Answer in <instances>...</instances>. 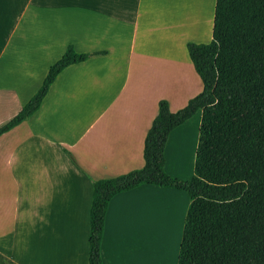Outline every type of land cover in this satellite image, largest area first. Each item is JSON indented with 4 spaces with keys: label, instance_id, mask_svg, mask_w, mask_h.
<instances>
[{
    "label": "crops",
    "instance_id": "obj_1",
    "mask_svg": "<svg viewBox=\"0 0 264 264\" xmlns=\"http://www.w3.org/2000/svg\"><path fill=\"white\" fill-rule=\"evenodd\" d=\"M50 1L52 4L59 1L64 5H58L62 8L59 12L54 11L48 25L40 26L39 20L31 19L30 29L22 33L21 40H17L3 62L2 55L9 48V40L0 51V66L4 64L0 70V125L13 117L27 102L22 101V93L26 90L24 85L37 77L38 68L35 64L42 65V57L48 50H51L52 55L56 52V57L44 64L42 78L62 56L69 43L78 52L102 53L65 68L50 86L40 108L30 118L0 135L1 182L14 177L15 187L11 192H15L19 178H23L21 175L18 178L17 174L24 161H28L27 165L30 163L36 177L43 178L41 182L47 189V207L40 204L36 195L39 185L35 197V189H30V204L37 206L35 211L31 206V213L26 209L22 214L19 236L16 229L8 235L7 226L2 222L0 264H7V246L16 252V243L21 240L23 230L30 231V255H25L29 258V264H88L92 181L115 177L144 164V138L157 114L158 102L155 113L143 116L142 104L124 107L113 101L102 105L97 104L95 97L90 105L82 106L80 114H73L79 107L71 110L65 103L70 92L67 88L75 86L81 90L86 83L91 84V80H101L99 86H94V93L102 97L105 89L111 90L112 86L115 89L119 82L113 85L114 81L123 78L121 90L126 91L131 77L142 70L141 58L145 53L151 57L147 71H153L158 62L161 67V60L165 62L167 46H161L159 41L168 38L169 34L179 33L184 37L185 46L189 41L202 42L204 31L207 32L206 42L212 37L215 0H208L207 3L202 0V7L195 8V11L187 6L188 3L180 4V0L177 4L175 0ZM33 3H38L40 10L44 7L40 1L26 0L24 11ZM175 7L177 10H173ZM174 11H177L176 17L171 19L169 28L166 20L161 21V16ZM22 12L18 18L20 23L25 15ZM28 31L34 42L27 41ZM33 54L36 57L28 65ZM85 78L91 79L90 82H86ZM148 79L149 76L144 74V81ZM34 93H31V97ZM17 102L19 104L16 106ZM14 104L16 109L11 112ZM83 119L85 122L75 133ZM60 177L62 179L59 180ZM19 184L22 187V181ZM56 187H61V194L53 196L58 191ZM147 192L167 193L171 197L166 199L158 195L154 201L147 203L149 207H139V213L144 214L145 224L140 250L137 251L138 245L134 243L132 253L124 254L117 249L116 241L119 240L122 220L126 218V208L134 209L132 204L140 203L139 198H143ZM185 193L170 187L142 184L112 197L106 212L101 244L103 264H133L138 257L143 264H171L173 258L169 253L176 238L175 228L173 234L170 231L173 226L171 214L174 207H179L178 199L185 197ZM147 216L150 221L149 234ZM19 258L21 260L11 257L10 264H24L22 255Z\"/></svg>",
    "mask_w": 264,
    "mask_h": 264
},
{
    "label": "trees",
    "instance_id": "obj_2",
    "mask_svg": "<svg viewBox=\"0 0 264 264\" xmlns=\"http://www.w3.org/2000/svg\"><path fill=\"white\" fill-rule=\"evenodd\" d=\"M186 49L202 89L174 112L166 99L158 101L144 138L142 167L92 181L88 264H103L112 197L142 184L189 197L177 264H264V0H215L210 41H189ZM101 53L78 52L69 43L39 89L0 125V135L40 108L65 68ZM199 110L193 175L172 176L165 170L168 137Z\"/></svg>",
    "mask_w": 264,
    "mask_h": 264
},
{
    "label": "rangeland",
    "instance_id": "obj_3",
    "mask_svg": "<svg viewBox=\"0 0 264 264\" xmlns=\"http://www.w3.org/2000/svg\"><path fill=\"white\" fill-rule=\"evenodd\" d=\"M37 2L44 3L43 9H38V3L28 8L27 11H24L26 0H0V51L2 50L3 46L5 45L6 41L9 40V48L7 49L6 53L3 54L5 58L12 47H15L17 40L22 37V33L28 28L31 27V19L39 20V25H43L44 27L48 25V21H50L51 15L54 11H60L62 7L58 6L60 4L64 5L63 3L52 4L53 2L50 0H34ZM178 0H175L177 4ZM182 0L179 1L180 4L185 5L188 3L190 9L195 11V8L202 7L203 1L198 0ZM69 3V2H66ZM77 3V2H71ZM34 5L37 7L35 9ZM211 7V6H210ZM180 9V7H179ZM173 10H177L176 7ZM24 12V18L20 23L18 18L20 19V12ZM22 12V13H23ZM36 13V15H34ZM177 11L169 12L166 15L161 16V21L166 20V25L170 28L171 19H175ZM20 14V15H19ZM163 14V13H162ZM200 15V14H199ZM198 17V14L197 16ZM18 23V28H16V24ZM43 27V28H44ZM152 35V34H150ZM184 35V34H183ZM202 33L199 37H201ZM206 35L207 32L204 31L202 35V42H206ZM28 40L32 41L31 34L28 31L26 34ZM39 30H37L36 40H38ZM9 38V39H8ZM21 40V39H20ZM35 40V41H36ZM159 43L161 46H167L166 56L163 62L161 60V67L159 62L156 64L157 66L154 67L153 71H147L146 67L148 62L151 61V57L147 56V53L143 55L141 58L142 62V70L138 71V74L135 73L133 77H131L129 81V85L127 90H121L123 78L121 80H115L113 85L119 82V86L114 89L112 86L111 90H104L102 93V97L96 96L97 93H94V86H99L101 80L94 81L88 78H85L86 82L92 81V83H86L85 86L81 90H77L79 88H74L75 86H71L68 89L70 91L66 96L65 103L67 106L74 110L76 106L79 108L74 110L72 113L80 114L83 111L82 106L90 105L94 98L96 97L97 104L105 105L107 103H112L115 101V104L118 106H131L137 107L138 104L144 105L142 107V115L145 114H152L157 111V102L160 99H166L169 102L171 111H176L182 108L186 102L197 94L202 89V83L194 71L191 61L188 57L187 49L184 43V37H182L179 33H171L169 34L168 38L164 40H160ZM57 51V49H55ZM25 56V55H24ZM31 57V56H30ZM36 56L31 57L30 65L32 60L35 59ZM56 57V52L52 55L51 50H48V53L42 57V65H37L38 68L36 76H33L31 81L27 82L24 87L26 90L24 94L22 93V101H28L31 97V93L36 92L41 83H42V73L45 68V63H47L51 58ZM160 56L158 57L159 60ZM29 62V61H28ZM27 62V63H28ZM155 63V62H154ZM4 64L0 66V70ZM34 66V65H33ZM144 74L149 76L148 80L144 81ZM83 78V77H81ZM84 84V83H83ZM92 85V86H91ZM25 89V88H24ZM100 94V93H99ZM19 102L16 103V106ZM16 106L11 107L10 111H14ZM9 108V107H8ZM68 114V113H67ZM200 118H201V111H197L196 114L186 121L184 124L180 125L179 127L175 128L169 135L164 156L166 160L165 170L172 176L183 178V179H190L194 172V163H195V156H196V148L199 136V125H200ZM62 121V120H61ZM85 122V119L82 120V123L75 129V133L81 127V125ZM63 127V126H62ZM28 161H24L22 167L17 174L18 178L19 175L23 176V178H19V181H22V187H20L19 181L17 190L15 192H11L14 186V177L11 180L7 179L4 180V183L0 180V227L2 222H4L7 226V232L9 233L16 229L17 236H19L22 227V214L27 210L30 211L31 206L34 208L37 204H30V189L33 187L35 191L33 192L35 197L36 187L39 185L38 200L40 204L46 205V191L43 178L36 177L34 172H32V167L27 165ZM21 179V180H20ZM38 180L35 182V180ZM62 177L59 178V180ZM41 180H43L41 182ZM11 182V183H10ZM58 191L53 193V196H58V193L61 191V187H56ZM160 195L161 197L170 198L171 195L164 194V193H152L147 192L143 195V198H139L140 203L132 204L134 209H132L129 204L130 208H126V218L122 220L120 225L119 231L120 234L118 235L119 240L116 241V246L118 250L124 252V254H131L133 244L137 246L140 250V246L143 240V229H144V214L139 213V207L144 205L149 207L150 201H154L156 196ZM185 197L182 199H178L179 207H174L171 218H172V225L171 230L172 234L174 233L175 228V243L173 249L170 251L171 264H177V258L179 254V246L182 236V229H183V222L184 217L187 211L189 197L185 193ZM18 199V201L16 200ZM138 201V202H139ZM18 203V204H17ZM28 203V204H27ZM143 203V204H142ZM156 203V202H155ZM137 208V209H136ZM143 210V209H142ZM128 211V212H127ZM31 213V211H30ZM128 213V216H127ZM132 215V219L130 216ZM128 219V222H126ZM29 222V217L27 218ZM149 220L147 216V234H149ZM34 225V222H32ZM27 225V224H26ZM123 229V230H122ZM29 230V224H28ZM30 231L29 233L26 230L22 231L21 240L16 243V252L14 248L7 246V264H10L11 257L16 259H20L19 257L22 255L23 263L29 264V258L25 257V255H30ZM29 236V237H28ZM23 237V238H22ZM18 238V237H17ZM133 239L135 241H133ZM170 239V237H169ZM167 249H165L166 251ZM139 252V251H138ZM166 253V252H165ZM10 257V258H8ZM21 260V259H20ZM133 264H143L140 261V258H136L133 261ZM163 264V263H160Z\"/></svg>",
    "mask_w": 264,
    "mask_h": 264
},
{
    "label": "bare ground",
    "instance_id": "obj_4",
    "mask_svg": "<svg viewBox=\"0 0 264 264\" xmlns=\"http://www.w3.org/2000/svg\"><path fill=\"white\" fill-rule=\"evenodd\" d=\"M204 1H205V3H207L208 0H204ZM183 20H184V18H183Z\"/></svg>",
    "mask_w": 264,
    "mask_h": 264
}]
</instances>
